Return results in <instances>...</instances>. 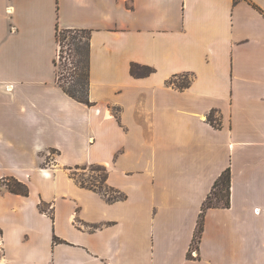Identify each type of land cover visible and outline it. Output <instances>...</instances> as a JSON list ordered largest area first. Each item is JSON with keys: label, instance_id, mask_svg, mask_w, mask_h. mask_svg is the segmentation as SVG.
<instances>
[{"label": "crops", "instance_id": "crops-1", "mask_svg": "<svg viewBox=\"0 0 264 264\" xmlns=\"http://www.w3.org/2000/svg\"><path fill=\"white\" fill-rule=\"evenodd\" d=\"M58 25L91 30L92 105L58 82ZM83 164L127 196L82 186ZM8 177L29 194L0 184V264H264V0H0Z\"/></svg>", "mask_w": 264, "mask_h": 264}, {"label": "trees", "instance_id": "trees-1", "mask_svg": "<svg viewBox=\"0 0 264 264\" xmlns=\"http://www.w3.org/2000/svg\"><path fill=\"white\" fill-rule=\"evenodd\" d=\"M71 37V42H73L74 49L77 54V66L80 68V71L75 76L74 85L72 87L66 86L62 81L57 71L58 82L64 89V91L69 94L74 99L92 105V102L89 97V83H90V53H91V30L89 29H80V28H61L57 26V41L63 51V41L64 38ZM61 55V54H60ZM58 58L55 59V64L58 68ZM155 69L152 66L141 64L138 62H133L131 65V71L134 75L144 76L151 74ZM191 79L188 75H185L182 82H179L178 85L182 88L190 85ZM208 119L215 124L216 126H221L222 123L220 119L215 117V110H212L208 115ZM92 169L101 170L103 175L101 179L98 180L101 184L91 181L90 183L84 178L76 177V171L73 172L74 177L78 182L84 186L91 189H94L101 194H103L109 201H115L125 198L127 195L120 191L119 189L110 186L107 183L108 179V170L106 166L101 164H92ZM6 186L9 190L13 192H18L22 194H29V187L26 183L20 181L16 177H8L4 180ZM231 181H232V171L230 167H227L220 176L215 180L213 187L207 196L206 200L202 205V210L199 214V220L197 229L195 231L193 246L199 248L200 241L202 239V234L204 231V223L207 210L211 207L224 206L228 207L230 205V193H231ZM106 189H105V188ZM218 201V202H217Z\"/></svg>", "mask_w": 264, "mask_h": 264}, {"label": "rangeland", "instance_id": "rangeland-1", "mask_svg": "<svg viewBox=\"0 0 264 264\" xmlns=\"http://www.w3.org/2000/svg\"><path fill=\"white\" fill-rule=\"evenodd\" d=\"M63 45H64L63 51H61V47H59V61H58L57 71H58V75L60 77V81H62L64 84H66V86L72 87L75 84L74 80L76 78L75 76H73V74L77 75L80 71V68L77 66V63H76L77 62V54H76V51L74 49L73 42H71V37L64 38ZM16 96L23 98L22 93H20V94L17 93ZM15 102H16V100H15ZM55 156H56L55 152L52 151L49 154V156H47L46 159L44 160L43 166H46V164H48V163L49 164L52 163L51 161L53 160V157L55 158ZM74 171H76V173H77L76 177H78V178H84L89 183L91 181H94L95 183L101 184L98 180L101 179L103 172L101 170L92 169V164H83V166H81L78 169H75Z\"/></svg>", "mask_w": 264, "mask_h": 264}, {"label": "built area", "instance_id": "built-area-1", "mask_svg": "<svg viewBox=\"0 0 264 264\" xmlns=\"http://www.w3.org/2000/svg\"><path fill=\"white\" fill-rule=\"evenodd\" d=\"M4 180H5V179L0 178V184H1V182L4 181Z\"/></svg>", "mask_w": 264, "mask_h": 264}]
</instances>
